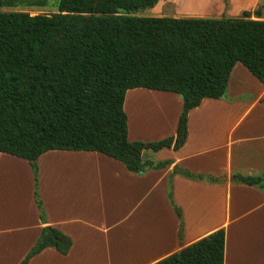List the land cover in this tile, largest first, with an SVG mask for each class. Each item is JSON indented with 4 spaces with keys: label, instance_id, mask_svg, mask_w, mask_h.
I'll return each instance as SVG.
<instances>
[{
    "label": "trees",
    "instance_id": "trees-1",
    "mask_svg": "<svg viewBox=\"0 0 264 264\" xmlns=\"http://www.w3.org/2000/svg\"><path fill=\"white\" fill-rule=\"evenodd\" d=\"M158 0H0V8L50 9V14L0 12V153L26 160L32 170L41 233L19 264L47 248L66 255L71 239L46 225L37 192V159L48 151L98 152L139 174L169 165L144 161V151L177 150L187 115L203 99L225 98L240 63L264 85V20L138 16ZM255 18H259L257 10ZM176 94L182 100L176 134L130 142L123 104L133 89ZM126 101V100H125ZM193 180L215 178L174 167ZM232 183L264 193V173L232 174ZM168 199L177 217L181 212ZM154 264H223L220 228Z\"/></svg>",
    "mask_w": 264,
    "mask_h": 264
},
{
    "label": "crops",
    "instance_id": "crops-1",
    "mask_svg": "<svg viewBox=\"0 0 264 264\" xmlns=\"http://www.w3.org/2000/svg\"><path fill=\"white\" fill-rule=\"evenodd\" d=\"M130 93L158 95L161 103L125 104ZM125 100L130 142L176 134L183 105L176 94L138 88ZM186 130L179 149L142 153L169 165L139 174L98 152L41 155L37 192L46 225L72 245L66 255L47 248L28 264H154L180 250V223L185 246L223 228V264H264V193L230 181L264 173V85L237 63L225 98L203 99L188 112ZM174 167L224 180H193L172 174ZM34 190L29 163L0 153V264H19L41 233Z\"/></svg>",
    "mask_w": 264,
    "mask_h": 264
},
{
    "label": "rangeland",
    "instance_id": "rangeland-1",
    "mask_svg": "<svg viewBox=\"0 0 264 264\" xmlns=\"http://www.w3.org/2000/svg\"><path fill=\"white\" fill-rule=\"evenodd\" d=\"M259 10V18L255 12ZM25 11L30 15L50 14V9H8L0 12ZM243 11L251 12V19L264 20V0H158L150 9L139 12L138 16L188 18V15H199L201 18H237ZM159 104L158 95L147 93H130L125 104Z\"/></svg>",
    "mask_w": 264,
    "mask_h": 264
}]
</instances>
